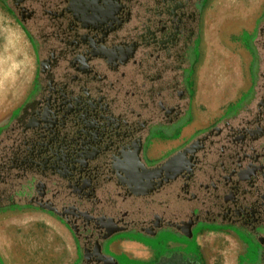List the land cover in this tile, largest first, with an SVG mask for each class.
Instances as JSON below:
<instances>
[{
	"label": "flooded vegetation",
	"instance_id": "flooded-vegetation-1",
	"mask_svg": "<svg viewBox=\"0 0 264 264\" xmlns=\"http://www.w3.org/2000/svg\"><path fill=\"white\" fill-rule=\"evenodd\" d=\"M2 1L37 60L36 91L9 121L25 199L72 227L80 264H115L110 238L163 229L229 231L243 240L238 264H264V10L247 90L152 158L194 118L187 72L207 0Z\"/></svg>",
	"mask_w": 264,
	"mask_h": 264
},
{
	"label": "rangeland",
	"instance_id": "rangeland-1",
	"mask_svg": "<svg viewBox=\"0 0 264 264\" xmlns=\"http://www.w3.org/2000/svg\"><path fill=\"white\" fill-rule=\"evenodd\" d=\"M204 5L200 39L191 50L194 66L187 72V79L194 88L195 105L191 116L196 120L220 114L244 92L252 57L253 29L264 10V0H207ZM206 28L210 30L208 37L204 34ZM36 69L31 40L16 15L0 0V124L11 115L16 117L28 94L35 93ZM177 235L170 229L159 233L164 241L183 238ZM143 236L152 239L150 235ZM214 248L218 252L212 256L218 264H237L235 248L233 252H224L228 244L219 238ZM251 256L255 254L251 252Z\"/></svg>",
	"mask_w": 264,
	"mask_h": 264
},
{
	"label": "crops",
	"instance_id": "crops-1",
	"mask_svg": "<svg viewBox=\"0 0 264 264\" xmlns=\"http://www.w3.org/2000/svg\"><path fill=\"white\" fill-rule=\"evenodd\" d=\"M248 83L249 80L243 91L247 90ZM227 106L205 124L202 120L192 124L194 118L177 139L154 146L150 157L158 158L173 146L185 142L195 130L224 114ZM11 116L0 127L8 124ZM159 233L151 234L152 239L139 233H121L110 238L105 248L114 257L115 264H218L212 256L218 252L214 248L218 238L228 244L224 252L236 249L237 264L244 250L243 240L229 231L204 230L199 231L196 237L188 235L166 241L160 238ZM0 259L3 264H79L81 249L72 227L54 211L37 205L13 206L0 209Z\"/></svg>",
	"mask_w": 264,
	"mask_h": 264
},
{
	"label": "trees",
	"instance_id": "trees-1",
	"mask_svg": "<svg viewBox=\"0 0 264 264\" xmlns=\"http://www.w3.org/2000/svg\"><path fill=\"white\" fill-rule=\"evenodd\" d=\"M16 126L14 119L0 131V149L4 151V153H0V156L2 155L0 169L7 174L10 179L9 183L1 181L0 179V209L13 206L32 205L25 199L28 186L26 183H21V179L19 178L21 174L18 172L17 166L15 165V162L19 160V154H16V148L18 147L20 139V132L17 130L19 127ZM13 140L17 142L14 143ZM6 148L12 149L6 151ZM0 264H3L1 259Z\"/></svg>",
	"mask_w": 264,
	"mask_h": 264
},
{
	"label": "bare ground",
	"instance_id": "bare-ground-1",
	"mask_svg": "<svg viewBox=\"0 0 264 264\" xmlns=\"http://www.w3.org/2000/svg\"><path fill=\"white\" fill-rule=\"evenodd\" d=\"M208 26H209V23H208ZM209 32H210V30L208 29V28H206L205 29V31H204V34H205V36L206 37H208V34H209ZM213 36V35H212ZM214 37H215V34H214ZM210 38V37H209ZM207 39V38H206ZM211 49V48H210ZM218 54V53H217ZM214 63V62H213ZM218 63V62H217ZM15 225V224H14ZM16 226V225H15ZM19 226H21V225H19ZM8 227H10V226H8ZM14 227V226H13ZM15 228V227H14ZM16 230V229H15ZM14 230V231H15ZM23 230V229H22ZM22 232V231H21ZM17 236H19V234H17ZM21 236H22V234H21ZM15 238V237H14ZM23 240V239H22ZM28 240V239H27ZM29 242V241H28ZM22 243H24V241L22 242ZM26 243V242H25ZM22 247H24V245H22ZM66 248V247H65ZM14 251H15V242H14ZM21 251V250H20ZM22 252V251H21ZM19 254H20V252H19ZM20 257V256H19Z\"/></svg>",
	"mask_w": 264,
	"mask_h": 264
}]
</instances>
